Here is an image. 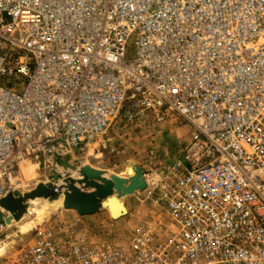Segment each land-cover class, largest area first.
Masks as SVG:
<instances>
[{
	"label": "built area",
	"instance_id": "1",
	"mask_svg": "<svg viewBox=\"0 0 264 264\" xmlns=\"http://www.w3.org/2000/svg\"><path fill=\"white\" fill-rule=\"evenodd\" d=\"M170 113L191 131L145 172L161 229H35L11 264H264V0H0V200L28 157Z\"/></svg>",
	"mask_w": 264,
	"mask_h": 264
},
{
	"label": "rangeland",
	"instance_id": "2",
	"mask_svg": "<svg viewBox=\"0 0 264 264\" xmlns=\"http://www.w3.org/2000/svg\"><path fill=\"white\" fill-rule=\"evenodd\" d=\"M190 131L189 125L175 113H170L162 123L155 122L152 125L147 124L141 127L127 125L121 119L114 129L107 133L102 142L90 148L75 150L67 157L56 155L28 157L20 164L14 190L25 193L36 188L38 184L44 183L54 185L60 193L62 188L66 189L67 179L76 180V175L72 174H79V170L84 165L101 169L108 174V177L111 174L125 177L128 175V168L135 164L145 169L149 180H156L164 168L180 155L182 148L190 138ZM30 173H32V177L29 175ZM62 179V188H56L55 181ZM153 189L151 184L149 188L127 196L129 201L135 200L132 216L114 219L111 216L109 204H106L108 209H102L94 215L83 218L86 220L84 227H78L74 223V219L66 214L68 213L67 209L62 208L61 211L44 213L40 216L34 210L28 209L19 220L12 224L6 223L10 229V238L4 244H0V246H6V251L2 255L0 254V264H11L13 254L32 240L34 230L48 226L60 230L75 229L77 234H91L94 239L110 240L109 238H111L117 242L126 241L131 231L139 229L147 223L161 229L162 225L166 223V216L157 203L156 193ZM124 198L118 200V204H121ZM110 200V197L106 199L107 202ZM50 201L51 199L48 197H39L31 204H36L33 207L40 208L42 202ZM112 209L115 212L113 207ZM26 222H32L33 226L27 233H21L20 226Z\"/></svg>",
	"mask_w": 264,
	"mask_h": 264
},
{
	"label": "water",
	"instance_id": "3",
	"mask_svg": "<svg viewBox=\"0 0 264 264\" xmlns=\"http://www.w3.org/2000/svg\"><path fill=\"white\" fill-rule=\"evenodd\" d=\"M135 171V175L129 178L118 174H111L109 177H106L103 170L94 168L91 165H84L79 170L81 174L80 179H67L66 191L64 192V209H73L78 215L87 216L98 213L102 209H108L107 205L109 204L111 216L114 219L126 216L128 209L125 202L123 201L121 204H118L115 200L133 195L148 187L145 169L136 165ZM58 193L54 185L41 183L29 192H9L6 197L0 200V207L9 210L16 219H19L26 211L25 201L28 198L44 196L52 199L57 197ZM115 194V199H111L109 202L106 201V199ZM111 206L115 209V212ZM8 218L5 219V222L8 221ZM2 221L3 215L0 211V222Z\"/></svg>",
	"mask_w": 264,
	"mask_h": 264
},
{
	"label": "bare ground",
	"instance_id": "4",
	"mask_svg": "<svg viewBox=\"0 0 264 264\" xmlns=\"http://www.w3.org/2000/svg\"><path fill=\"white\" fill-rule=\"evenodd\" d=\"M135 164L134 165H131L129 168H128V170H127V173H128V175L127 176H125L126 178H129V177H131V176H133V175H135V173H136V171H135ZM69 168V167H68ZM27 170V169H26ZM27 175V174H26ZM31 177H32V173H30L29 174ZM73 176L74 175H76L75 177H76V180H78V179H80V177H81V174H80V172H79V174H72ZM28 176V175H27ZM29 176V177H30ZM105 176L106 177H108V174L107 173H105ZM30 177V178H31ZM55 186H56V188H62V184H63V179L62 180H60V181H55ZM78 185V184H77ZM15 191V190H14ZM66 190L65 189H63L62 188V191L59 193V195L57 196V197H55V198H52L51 199V201L50 202H42V204L39 206L40 208H38L37 206H35V207H33V205H36V204H31V202L33 201H35V200H37L39 197H44V196H37V197H34V198H28L26 201H25V203H26V211L28 210V209H32V210H34L35 211V213H37V215H42V214H44V213H54V212H56V211H58V210H60V209H64V204H63V202H64V197H65V194H64V192H65ZM116 198V195H113V196H110V199H115ZM120 200V199H119ZM116 201V203H118V200L116 199L115 200ZM70 210H73V209H70ZM25 211V212H26ZM61 211V210H60ZM75 211V210H74ZM24 212V213H25ZM23 213V214H24ZM22 214V215H23ZM21 215V216H22ZM20 216V217H21ZM17 220H19V219H16L15 217H14V215L13 214H11V216L8 218V221L6 222L7 224H12V223H14L15 221H17ZM32 226H33V223L32 222H26V223H23V224H21V226H20V231H21V233H27L31 228H32ZM10 235V234H9ZM10 237V236H9ZM5 242H1L0 244H4ZM6 251V246L5 245H2V246H0V254L2 255L4 252Z\"/></svg>",
	"mask_w": 264,
	"mask_h": 264
},
{
	"label": "crops",
	"instance_id": "5",
	"mask_svg": "<svg viewBox=\"0 0 264 264\" xmlns=\"http://www.w3.org/2000/svg\"><path fill=\"white\" fill-rule=\"evenodd\" d=\"M138 198V197H137ZM140 200H141V197H140ZM143 200V199H142ZM134 199H132V202L131 201H129V199H128V197H126V198H124V202H125V205H126V207H127V209H128V214L126 215V217L127 216H132L133 215V204H134ZM66 214H68L70 217H72L73 219H74V223L76 224V225H78V227H80V226H82V227H84L85 226V224L84 223H86L85 221L86 220H84L83 218L84 217H87V216H91V215H87V216H80V215H78V213L76 212V211H74V210H68V213H66ZM96 214V213H95ZM92 215H94V214H92ZM124 218H125V216H124ZM119 219H121V218H119ZM122 219H123V217H122ZM87 222H89V221H87ZM88 224V223H87ZM69 227H73V226H69ZM83 229H89V228H83ZM75 230V229H74ZM99 236V235H98ZM97 236V237H98Z\"/></svg>",
	"mask_w": 264,
	"mask_h": 264
}]
</instances>
